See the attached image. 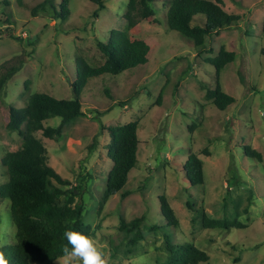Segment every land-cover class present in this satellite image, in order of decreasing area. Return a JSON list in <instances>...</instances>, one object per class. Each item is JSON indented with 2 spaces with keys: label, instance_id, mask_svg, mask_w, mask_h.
<instances>
[{
  "label": "rangeland",
  "instance_id": "rangeland-1",
  "mask_svg": "<svg viewBox=\"0 0 264 264\" xmlns=\"http://www.w3.org/2000/svg\"><path fill=\"white\" fill-rule=\"evenodd\" d=\"M44 1L0 0V74L22 63L0 96V188L9 180L3 157L23 143L7 129L8 109L26 107L37 93L73 100L78 58L92 66L104 64L98 44L125 26L127 0H103V7L69 0L65 18H56L49 5L40 7ZM49 1L62 12L63 0ZM221 1L227 13L240 19L207 38L206 50L198 55L192 42L169 29L170 0H154L155 16L131 31L132 39L150 46L148 63L118 76L89 79L80 99L83 115L66 124L58 140L37 134L49 165L63 179L75 185L86 175L92 177L83 222L108 264L165 263L166 235L175 244L190 243L206 252V264H234L235 258L238 264H264V0ZM205 23L203 15L192 22ZM222 49L236 54L220 75L223 91L235 99L225 111L207 97L217 78L206 61ZM131 122L139 125L138 163L124 190L106 200L113 165L106 129ZM59 125V118L44 123ZM246 147L261 153L262 161L248 157ZM190 155L204 163V185L187 182L184 165ZM161 196L172 207L178 227L167 226ZM10 207V200L0 196V248L15 240ZM205 217L238 221L246 228L205 229ZM136 219H141L142 239L132 246L135 231L122 225ZM53 264L62 262L58 258Z\"/></svg>",
  "mask_w": 264,
  "mask_h": 264
},
{
  "label": "trees",
  "instance_id": "trees-1",
  "mask_svg": "<svg viewBox=\"0 0 264 264\" xmlns=\"http://www.w3.org/2000/svg\"><path fill=\"white\" fill-rule=\"evenodd\" d=\"M17 1L22 3L23 0ZM68 1L63 0L60 4L62 12H58L49 0L44 1L40 7L45 9L49 5L56 18H65L69 13ZM89 1L100 7L104 5L103 0ZM199 15L206 18L203 26L192 24L194 17ZM154 16V0H127L123 17L124 30L111 31L108 42L98 44L106 59L104 64L92 66L85 58H78V78L74 83L73 100L56 99L37 93L29 98L26 107L8 109L7 129L23 139L19 150L7 153L2 159L9 180L0 188V196L10 200L12 223L16 228L14 242L0 248L9 264H53L56 259L65 255L64 248L71 250V245L64 236L65 231H77L92 236L91 227L83 222L84 195L92 177L86 175L75 185L63 179L49 165L48 151L37 134L42 132L45 138L58 140L62 136L63 127L83 115L80 99L89 79L106 74L118 76L148 63L150 46L143 40L132 39L131 31ZM239 19L238 15L229 14L223 9L221 0H170L167 23L170 30L192 42L198 49V55H201L206 50L207 38L233 27ZM235 59V53L222 49L216 57L206 61L215 68L217 78L216 88L208 90L207 97L220 111H225L235 102L233 97L223 91L220 83L221 72ZM21 67L22 63L19 67L10 68L0 74V96ZM106 94L111 97L109 91ZM53 118H59L60 125L55 128L45 127L44 123ZM138 126L137 122H131L106 129L110 136L108 156L113 164L104 193L106 200L124 190L129 174L137 166ZM206 153L208 154L207 151ZM245 154L262 161L261 153L251 147L245 148ZM184 171L190 186L204 185V163L196 155L189 156ZM126 196L127 193L122 194V197ZM159 202L167 226L178 227L179 221L167 198L161 196ZM140 223L141 219H136L129 226L124 223L122 225L124 229L135 231L134 238L131 239L132 246H136L142 239ZM203 225L210 230L246 228L238 221L207 217L203 219ZM165 248L168 260L162 264H206L210 261L206 252L190 243L175 244L168 235L165 236ZM233 263L238 264L239 258H235Z\"/></svg>",
  "mask_w": 264,
  "mask_h": 264
},
{
  "label": "clouds",
  "instance_id": "clouds-1",
  "mask_svg": "<svg viewBox=\"0 0 264 264\" xmlns=\"http://www.w3.org/2000/svg\"><path fill=\"white\" fill-rule=\"evenodd\" d=\"M64 236L71 245L64 248L65 255L60 258L62 264H108L105 254L97 246V241L77 231H65ZM0 264H9L3 252H0Z\"/></svg>",
  "mask_w": 264,
  "mask_h": 264
}]
</instances>
